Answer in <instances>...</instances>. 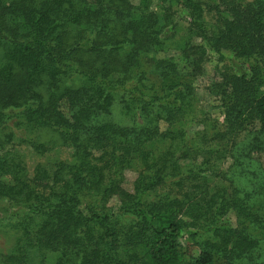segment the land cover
<instances>
[{"label":"trees","instance_id":"trees-1","mask_svg":"<svg viewBox=\"0 0 264 264\" xmlns=\"http://www.w3.org/2000/svg\"><path fill=\"white\" fill-rule=\"evenodd\" d=\"M162 1L160 17L154 0H0V201L18 233L3 264H264V171L250 157L264 150V0ZM171 50L184 68L159 57ZM224 50L249 71L225 67L212 87L222 128L195 125V80ZM12 126L39 154L32 135L50 129L71 158L29 173L2 134Z\"/></svg>","mask_w":264,"mask_h":264},{"label":"rangeland","instance_id":"rangeland-1","mask_svg":"<svg viewBox=\"0 0 264 264\" xmlns=\"http://www.w3.org/2000/svg\"><path fill=\"white\" fill-rule=\"evenodd\" d=\"M133 3H138V0H132ZM169 6L168 1L162 0H154L152 11L157 13L160 17L164 13V7ZM176 12L173 14V19L175 24L179 25L180 32L177 37H180L183 34L184 29L187 26V17L183 13V11L175 10ZM168 34H172L169 32ZM167 55H173L175 60L178 62L179 66L184 68L185 63L180 56V52L177 50H171L168 53L159 54V57H164ZM143 62L145 66L149 68L151 71V78L153 81H157L158 75L155 70L152 68L155 60L153 56H146L143 58ZM250 62V61H249ZM237 58L231 52L224 50L223 56L221 57L220 54L215 52H208L206 57L204 71L203 73L198 76L195 80V88H196V95H197V113H196V120L195 125H212L213 127L222 128L224 125V117H225V107L222 101V98L216 95L213 92V85L220 81V73L225 69V67H229L234 69L235 71H240L239 68H245L246 71H249L250 63ZM65 111L67 109L64 107ZM121 115V109L119 101L115 102L113 108V117L119 118ZM203 121V122H202ZM8 125H15L12 121ZM250 126L242 131L240 135L237 137L239 143L243 144L244 146L247 143L254 140L256 135V131L259 129L258 121H254ZM167 128V124L162 122L161 123V130L164 131ZM199 126H194L193 129H198ZM14 131V142L20 143L21 137L28 138L30 133L27 131H20L19 129L15 128L14 126L7 128L3 131L4 133L8 131ZM35 141L43 142L46 145L45 153L39 154L37 153L32 146L28 142H22L21 144H15L16 148L20 151L23 156V159L27 165V170L29 173H33V169L38 164H45L51 169H54L60 163H64L71 158L72 150L68 147L61 145L57 135L55 132L51 131L50 129H40L33 133L32 135ZM261 145L264 146V135L260 137ZM33 139V138H32ZM258 141V140H257ZM263 143V144H262ZM250 157L255 161L256 166H258L259 170L264 171V150H252L250 152ZM137 177V173L134 170H127L126 171V180L123 184V187L131 190L134 185V181ZM112 204L117 203V198H114L111 202ZM16 210V208L10 207L6 202L0 201V264L2 263V256L10 253L16 243V239L18 237V233L11 227L9 222V217L12 213ZM232 220L235 221V215L232 214ZM190 244V242H189ZM190 252L196 254L198 249L193 245L187 246Z\"/></svg>","mask_w":264,"mask_h":264}]
</instances>
